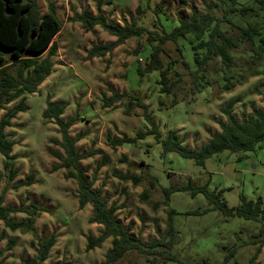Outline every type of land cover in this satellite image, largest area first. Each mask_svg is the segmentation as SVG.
<instances>
[{"label":"rangeland","instance_id":"1","mask_svg":"<svg viewBox=\"0 0 264 264\" xmlns=\"http://www.w3.org/2000/svg\"><path fill=\"white\" fill-rule=\"evenodd\" d=\"M50 1L62 22V30L54 38L58 50L53 56V72L35 93L25 94L28 109L18 113L12 126L6 128L15 141L13 179L10 168L5 167V157L0 154V194L6 191L4 204L19 207L21 202L26 205L34 202L45 210L36 219L33 230H12L0 220V249L4 251L5 264L33 260L39 240L51 236L56 243L43 264H102L111 247L109 238L102 246L87 249L88 237L99 236L102 225L89 222L91 204L80 208L76 180L65 176V168H53L60 159L51 150L64 154V149L60 145L59 125L43 117L48 100L65 105L64 119L78 118L70 128V135L77 140L80 154L86 156L82 159L83 168L89 177L97 175L94 188H101L102 195L109 197V204L119 206L117 215L131 227L133 234L144 241L163 236L169 241L168 214L172 208L178 211L173 216L176 232L169 250L183 262L168 260L158 264H200L203 259L211 264H250L258 245L246 242L258 235L259 222L226 217L220 209L187 215L185 212L189 210L203 211L214 205L204 194L193 195L191 191H176L166 203L164 188L190 181L195 186L208 182L209 190L219 193L230 207L239 205L242 194L249 199L264 200V141L255 150L244 153L225 150L208 158L205 166H199L194 159L176 152L163 157L162 144L152 133L140 138L152 129L146 118L148 113L162 138L169 129H175L183 146L198 148L221 131V122H227L222 107L230 100H237L233 112L239 120L264 107L263 95L256 90L264 80V72L226 91L219 59L201 72L205 76L199 80L202 86L199 91L191 72L195 70L194 55L186 39L162 45V58L173 83L171 92L161 90L159 71L144 74L138 71L157 44L148 41L150 34L171 31L181 18L209 11L208 4L215 0ZM38 5L41 14L49 9L47 0H38ZM85 11L101 13L121 26L135 23L145 30L104 56H91L94 47L105 46L117 37L100 25L87 29L77 19ZM211 11L222 13L219 9ZM4 54L8 56V52ZM238 66L241 70L248 68L243 57ZM17 68L18 65L11 67L10 72L16 74ZM114 92L122 94L121 100L105 106V98ZM4 112L0 110V118ZM128 138L136 141H119ZM241 154L243 157L239 158ZM30 173L35 176L33 184L13 188ZM12 217L27 222L24 212L13 213ZM234 249L235 254L226 259ZM116 264H148V261L131 250ZM255 264H264L263 249Z\"/></svg>","mask_w":264,"mask_h":264},{"label":"trees","instance_id":"2","mask_svg":"<svg viewBox=\"0 0 264 264\" xmlns=\"http://www.w3.org/2000/svg\"><path fill=\"white\" fill-rule=\"evenodd\" d=\"M49 2V9L41 14L38 0H0V110L5 112L0 118V154L5 159V167L10 168L11 179L16 174L12 166L14 156L12 154L15 141L9 137L7 127L12 126V120L18 113L28 109L25 94L35 93L38 87L53 72V56L57 54L58 44L54 38L62 30V22L58 16L57 8L53 2ZM209 11L205 13L193 12L189 18H181L177 26L171 31L150 34L148 41L157 42L151 50L145 66H140L141 74L159 71L162 85L161 90L171 92L173 83L170 82L168 67L165 66L162 52L163 44L167 41L178 42L181 38L186 39L191 45L194 55L195 70H191L199 91L202 90L201 81L204 80L206 68L210 63L219 59L223 73V88L230 91L236 84L244 82L248 77L264 72V0H215L208 4ZM160 9V6H159ZM221 11L216 14L214 11ZM83 25L92 30L100 25L117 39L107 45L94 47L91 56H104L116 46L124 43L127 39L140 36L145 30L136 26L135 23H127L123 26L115 24L101 14L96 15L83 12L77 16ZM242 21V22H241ZM244 48V50H241ZM8 52V56L4 54ZM243 57L248 65L247 69L239 68L240 58ZM187 65L188 62L185 61ZM18 65L16 74L11 73V67ZM202 78V79H201ZM209 83L208 80H206ZM256 90L263 95L264 80L256 86ZM122 94L114 92L106 97L105 106H111L121 100ZM20 98L18 103L9 106L10 103ZM237 100H230L222 111L227 117V122H221V131L214 133L211 138L198 148H188L182 145V139L175 129H169L165 138L152 117L147 113L146 118L152 125V129L142 133L141 137L152 133L158 143L162 144V156L169 152H176L182 157L194 159L199 166H205L208 158L225 150L244 153L255 150L264 141V107L259 109L249 118L239 120L233 112ZM141 103V102H140ZM132 104V102H131ZM142 106L146 108L145 104ZM65 105L48 100L47 107L43 111V117L53 119L59 125L62 136L60 145L64 154L59 151L51 152L60 159V163L53 168H65L67 178H74L78 185V200L80 208L87 204L92 205L90 223L102 225L101 233L95 237H88L87 249L100 247L111 238V247L106 252L105 261L102 264H116L124 255L131 250L144 255L148 264H158L160 261L180 260L169 250L174 242L175 226L174 214L178 211L172 208L169 211L168 235L170 240L163 236L144 241L140 236L131 232V227L126 225L117 215L119 206L109 204V197L102 195L101 188H94L97 175L89 177L83 168L82 159L86 156L80 154L76 143L77 140L70 135V128L77 123V117L64 119ZM121 143L136 141V139H121ZM243 154L239 156L242 158ZM34 174L30 173L25 180L16 182L13 186L17 189L21 186H29L34 183ZM130 178V177H128ZM176 191H191L193 195L202 193L214 206L203 211L189 210L187 215H196L211 209H220L226 217L239 216L246 220L260 223L259 233L246 243L258 245L257 252L252 256L250 264H255L258 255L264 250V200L262 197L249 199L241 195L237 207H230L226 200L220 198V194L208 188V182L195 186L190 181L186 185H172L164 188L166 203L172 193ZM6 191L0 194V220L12 230L24 228L33 230L34 223L41 211L45 209L37 203L25 204L21 202L19 207L4 204ZM24 212L27 214V222L17 221L12 217L13 213ZM56 243L54 236L45 237L38 242V253L31 261L24 264H43L47 260L51 248ZM12 244L9 246L11 248ZM234 249L226 259L233 256ZM185 264H191L184 262ZM0 264H5L4 251L0 249ZM50 264H64L50 263ZM200 264H211L203 259Z\"/></svg>","mask_w":264,"mask_h":264}]
</instances>
